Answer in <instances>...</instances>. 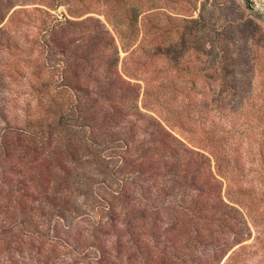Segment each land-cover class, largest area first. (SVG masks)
<instances>
[{
	"label": "rangeland",
	"instance_id": "rangeland-1",
	"mask_svg": "<svg viewBox=\"0 0 264 264\" xmlns=\"http://www.w3.org/2000/svg\"><path fill=\"white\" fill-rule=\"evenodd\" d=\"M116 14L135 28L127 70L140 61L167 102L124 73ZM262 152L264 0H0V264H148L147 242L167 251L179 216H203L204 174L219 179L206 202L230 235L220 252L257 245Z\"/></svg>",
	"mask_w": 264,
	"mask_h": 264
},
{
	"label": "trees",
	"instance_id": "trees-1",
	"mask_svg": "<svg viewBox=\"0 0 264 264\" xmlns=\"http://www.w3.org/2000/svg\"><path fill=\"white\" fill-rule=\"evenodd\" d=\"M115 19V29L117 30V33L121 37V41L123 43V48L125 51H129V53L124 58V73L128 75L131 78H135L137 80H142L146 83V89H145V98L148 100L151 96H154L156 94L155 99L158 102H167V96L165 91L157 90L155 86H153L152 83V76L149 74H142L139 72L138 69H141L140 65L141 62L138 61L137 69L134 71L127 70L126 61L129 58H132L133 54L136 51L132 48L133 44H129V40L126 39V33L129 31L132 33L133 29H135L133 26L132 28H124L122 16L120 14H116L114 16ZM130 37V36H129ZM128 39V36H127ZM149 54H151L152 50H148ZM131 71V72H130ZM119 75V74H118ZM120 82L122 85L124 83L133 84L130 81H127L123 79V77L120 76ZM175 93L173 92V95ZM174 97V96H173ZM163 98V100L161 99ZM172 115L176 119V121L179 122L181 127H185L186 120L191 117V112L189 111V115L186 119H184V115L179 107L177 109L172 110ZM94 118V117H93ZM30 134L33 137H40L43 138V135L39 132H37L34 128L32 130H27L26 128L20 129L19 134L23 132ZM24 134V133H23ZM165 134L168 137L176 139V137L169 131H166ZM219 139H216L214 137H207L202 139L200 142V147L203 150H206L210 152L213 156H215L216 159V165L219 175H221L223 178H226L224 171H226L227 167L223 164V161L225 159L224 157V149L225 147L219 142ZM203 142V143H202ZM208 145L212 148H208ZM218 147V148H216ZM209 149V150H208ZM5 150L8 151V146H6ZM196 154L200 155L201 157H205V154L201 151H197ZM262 161L264 165V154L263 152L260 154ZM144 166V162L140 163V167ZM162 167V163L159 160L154 161V171ZM143 168H139V171H141ZM264 172V166L262 170ZM214 179L217 183H219V179L215 178V176L211 174H204L202 178L195 180V183H197L198 186L202 187L200 188V200H205L203 203V206L201 211H203V216L200 218H188L186 216H179L172 224L171 228L169 229L168 233L169 235H166V241L170 243L169 249L167 251L162 250L160 248H153L150 246V242H147L146 248H145V254L148 256V264L154 262V264H219L221 260H223L224 257H226V253H221L220 249L221 246H224L226 243H229L230 235H228V228L226 226H222L219 224L218 227H220L219 230L215 229V222L214 218L208 217V214L214 215V213L218 212V208L214 210L213 206H210L208 202H206V195L214 198H221V196L218 194H213L211 192V179ZM249 194H250V204L251 208H255L259 205L264 204V187L261 188V192L255 191V185H250L249 187ZM223 201V200H222ZM258 203L257 206L255 204ZM187 209V208H186ZM217 211V212H214ZM211 218V219H210ZM221 224H224L222 220H220ZM261 226H263L264 229V222L260 223ZM251 235V233L249 234ZM242 236H235L234 240L238 243H242L247 238L241 239ZM258 238L257 245H254L252 243H245L240 246H238L234 251H232L227 257H226V264L228 262L231 264H249L250 262H254L255 255H258L259 252H264V232H260ZM0 242H2L0 240ZM261 244V246H260ZM207 246L209 249L200 250V248H204ZM251 247V251H247V249ZM264 256V255H263ZM129 257V254H128ZM90 264H120L115 262L114 260L112 262H100V263H90ZM128 264H135V259H129ZM138 264V263H137ZM260 264H264V258L260 259Z\"/></svg>",
	"mask_w": 264,
	"mask_h": 264
}]
</instances>
